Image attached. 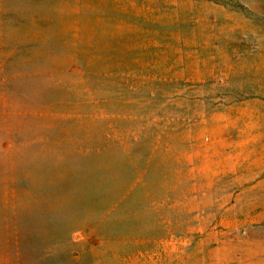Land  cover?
Masks as SVG:
<instances>
[{
  "label": "rangeland",
  "instance_id": "1",
  "mask_svg": "<svg viewBox=\"0 0 264 264\" xmlns=\"http://www.w3.org/2000/svg\"><path fill=\"white\" fill-rule=\"evenodd\" d=\"M0 264H264V0H0Z\"/></svg>",
  "mask_w": 264,
  "mask_h": 264
}]
</instances>
